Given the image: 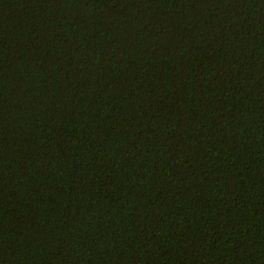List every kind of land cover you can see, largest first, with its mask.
<instances>
[{
    "label": "trees",
    "instance_id": "16d2710c",
    "mask_svg": "<svg viewBox=\"0 0 264 264\" xmlns=\"http://www.w3.org/2000/svg\"><path fill=\"white\" fill-rule=\"evenodd\" d=\"M0 264H264V0H0Z\"/></svg>",
    "mask_w": 264,
    "mask_h": 264
}]
</instances>
